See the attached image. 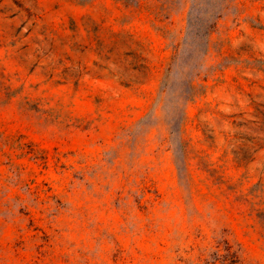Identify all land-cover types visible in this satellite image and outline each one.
Wrapping results in <instances>:
<instances>
[{"label":"rangeland","instance_id":"374dc122","mask_svg":"<svg viewBox=\"0 0 264 264\" xmlns=\"http://www.w3.org/2000/svg\"><path fill=\"white\" fill-rule=\"evenodd\" d=\"M0 264H264V0H0Z\"/></svg>","mask_w":264,"mask_h":264},{"label":"trees","instance_id":"16d2710c","mask_svg":"<svg viewBox=\"0 0 264 264\" xmlns=\"http://www.w3.org/2000/svg\"><path fill=\"white\" fill-rule=\"evenodd\" d=\"M215 27V22H207L204 26H200L199 31L204 34H208L211 32Z\"/></svg>","mask_w":264,"mask_h":264}]
</instances>
